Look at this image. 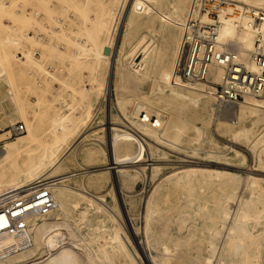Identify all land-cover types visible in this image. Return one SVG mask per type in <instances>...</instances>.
Here are the masks:
<instances>
[{"label":"rangeland","instance_id":"rangeland-1","mask_svg":"<svg viewBox=\"0 0 264 264\" xmlns=\"http://www.w3.org/2000/svg\"><path fill=\"white\" fill-rule=\"evenodd\" d=\"M18 1L0 0V58L3 56V49L9 53L8 66L5 62L0 61V139L6 137L7 134L3 133L10 124L15 122H22L25 125V132L17 137L4 140L3 144L26 134L27 129L24 118L32 119L34 114L38 119V134L48 138L49 126L54 120L52 115L55 116V112L61 111L58 96L54 92L53 86L57 91H69L64 93L66 99V103H64L67 106L62 105V111L68 113L70 108H74L77 114H81L86 109L85 119L80 127L83 131H93L79 144V151H73L74 159L68 161L65 165L63 175L68 176V179L64 183L71 187L81 188L84 178L91 179L98 176V174H93L84 177L87 172L109 165L110 147L107 144V132H110V129H108L110 126L107 122H110L109 118H112L121 127L123 126L122 128L126 131L143 138L145 150L140 145L138 148V152L143 156V161L139 162L138 166H124L128 169L129 174L136 175L135 178L130 177L123 181L122 172L111 168L104 173L101 185L90 187V191L100 194L106 200L108 206L116 213V223L128 237L129 246L132 250L138 249L141 256V253H144L142 245L147 244V239L160 243L159 248L153 246L150 249L156 255L163 252L166 246L174 249L175 245L181 241L185 243V246L181 249V254L185 256L187 264L193 263V261L192 263L189 262L190 260L188 261L187 256L196 259L198 261L196 264H199V261L202 263L203 260L206 262V257L210 258L211 256L209 245L212 238L211 232L216 223L212 204L215 197L221 194V186L226 178L225 175L222 177L217 176V173H233L240 175L241 178L246 175L258 178L261 190L258 195L254 194L252 197L257 199V207L261 208L264 206V164L257 166L252 149L245 144L243 139H231L225 126L218 124L221 108L220 103L214 98L209 99L206 109L202 111L201 102L204 99L199 98L198 100L196 97L188 98L185 96L174 97L172 89L160 82L157 78V71L151 66L147 68L146 75L137 82H133L128 79L123 80L120 75V67L118 68L116 65V58L119 56L122 59V64L125 65V70H129V67L133 66L132 63H135L136 68L142 69L143 64H141L140 57H138L139 48L142 50L145 47L143 43L138 44L142 38L148 40L147 42L150 45L148 51L157 52L162 63L166 62L172 48H176L173 41V35L176 32L174 29L176 16L181 10L184 23L188 16L190 4L194 0H118L116 3L118 10L123 1L128 4V7L126 5L127 9L132 3H135L134 10H131L130 17H132V21L126 26V12L123 13L125 17L123 16L122 22L116 29L117 33H115L113 62L109 64L107 71L103 72L102 67L101 76L97 79L94 70L97 57L92 55L91 49L98 45L100 41L102 42L103 51L109 50V46L107 45L106 33H100L97 22L94 21L92 25L88 26L94 19L91 9L94 8L96 3L92 4L91 0H88V2L79 0L82 6H73V3L77 0H46L50 3L43 0V4L39 7L36 22L35 20L31 21L30 24L28 22L31 29L27 31L29 36H33L34 32L37 33V43L40 42V44H32L30 48L34 50L38 61L42 65L33 69L31 73L25 74L23 83L18 80L15 72L16 64L14 65V59H12L14 49L12 45L3 41L4 37L13 35L17 25L24 24L23 20L18 18L16 12L19 9V7H15ZM30 1L24 0L28 11ZM225 1L231 4L227 5L226 8H231L235 4L237 6L256 7L264 11V7L251 5L242 0ZM42 5L43 9H41ZM68 15H72V19H68ZM66 16L67 18H65ZM18 22L22 23L18 24ZM113 25V23L109 25L110 29L113 28ZM256 25H259V23ZM39 28H41L40 31ZM73 29L81 31L80 33H74L71 32ZM124 31L127 32V35L123 41ZM80 42H85L90 50L84 54L85 56H81L80 59L73 62L71 58L76 55V45ZM21 54L17 51V55L22 58ZM70 56L71 58H69ZM55 79L65 82V85ZM211 80V77H209L207 81H198L195 84L213 87L210 88V94L213 95L212 90H214L216 84L210 83ZM91 87L98 94L97 108L94 111L89 108V105L88 108H85L86 103L82 98V93H89ZM103 89L108 91L106 92ZM252 100H264V93L254 96L253 99L240 102L247 104ZM120 101H122V104H120ZM23 102L32 106L33 115L29 114L23 118L21 117L23 115L19 116L15 104H24ZM137 103H141L144 107L159 112L163 116L166 127H168V133L164 136L165 140H169V136L178 128L181 129L180 137L174 143H170L165 140L158 141L141 134L132 122V111ZM218 113L220 114L218 115ZM51 117L53 120H51ZM237 125L238 123H234L231 126L235 128ZM91 138H94V140H91ZM81 146L94 147L95 152L85 157L80 154V150L83 148ZM234 150H236V153H234ZM261 154L264 158V150L261 151ZM152 162L158 168L154 174L151 173L150 169ZM186 166H194L203 171H195L189 173L186 177H172L162 181L166 175ZM140 167H143V173L138 174L135 172L138 169L135 168ZM114 176L115 179L119 177L121 189L116 184ZM58 177L54 176L46 179L55 182ZM242 182L237 191L239 198L248 195L249 192V183ZM158 184L161 188L152 195L153 198L150 204L154 217L149 220L150 230L147 237L144 232L146 229L145 200L154 192L155 186ZM67 214L66 224L79 218V213L74 208H69ZM101 215L103 214L101 213ZM89 217H92L91 214ZM97 220L93 218L92 223L97 224ZM80 228L78 235L85 232V226ZM69 229L73 230L74 227L70 224ZM261 230L262 225H255L253 228L254 235L259 237ZM103 234L96 237V240L93 241L94 246H100L106 242ZM31 243L32 241L29 242L28 246H31ZM16 252V249L8 251V253L6 251L3 255L0 254V259ZM83 252L87 254L91 253V250L87 245H84ZM103 261L106 264H134L127 262L126 259L118 255L110 259H103ZM168 261L169 264H176V257L170 256ZM140 262L141 264H152L145 256ZM212 262L213 264H221L218 258H213V261H209L208 264H212ZM259 264H264V249H261Z\"/></svg>","mask_w":264,"mask_h":264},{"label":"bare ground","instance_id":"bare-ground-1","mask_svg":"<svg viewBox=\"0 0 264 264\" xmlns=\"http://www.w3.org/2000/svg\"><path fill=\"white\" fill-rule=\"evenodd\" d=\"M42 1L43 0H31L29 3L30 9L28 11L24 0H19L15 4V7H19L16 12L18 13V18L23 20L24 24L17 25L13 35L6 36L3 39V41L12 45L14 49L12 59H14V65L16 64L15 72L21 83L24 82L25 74L31 73L33 69L42 65L41 62L38 61L34 50L30 48L32 44L38 42L37 33L34 32L33 36H29L27 33V31L31 29V25H29L30 22H33V20L36 22V19L38 18L39 7L43 4ZM86 1L88 2V0H85V2ZM91 1L93 2L92 4H96L94 5V8L92 7L91 9L93 12L92 17L94 19L88 26L92 25L94 21L95 23L97 22V28H99L100 33H106V39L108 41L107 45L109 46V50H104V52L103 47H101L102 42L100 41L98 45L91 49L92 55L97 57L94 64V70L96 72L95 77L97 79L101 76L102 67L104 72L109 64H112L114 59V39L115 33H117L116 29L122 22L124 16L123 13L125 12L126 26L131 23V10H134L135 3H132L127 9L128 4L125 3L126 1H123L118 10L116 4L118 0ZM242 1L251 5L264 7V0ZM44 2L50 3L46 0ZM192 3H195V0ZM79 5L82 6L81 1L79 0L73 3V6ZM237 8L241 10L240 16L233 15L232 8L230 7L222 9V12L219 15L220 24L218 31V46L224 47L228 50L238 51L240 61L250 71H256L257 68L253 61L252 49L255 47V42L258 37L264 41V24H250L248 15L244 14L248 11L246 9L248 7L237 6ZM41 9H43V5ZM190 10L191 8L188 10V15L191 12ZM192 10L194 14L197 13L196 7ZM48 12L49 11L46 13ZM71 16L72 15H70L68 19H72ZM65 18H67V16ZM25 22H27V24H25ZM19 23L22 22H18V24ZM112 23L114 25L113 28L111 27L110 29L109 25ZM182 27L183 19L180 10V13L176 16L174 21V29L176 32H174L173 41L176 48H172L166 62L162 63L157 52L153 53L152 50L148 51L150 48V45L147 42L148 40L142 38L138 43H143V45H145L142 50L141 48L138 50V57H140L141 64H143L142 69L136 68L135 63H132L133 66L129 65L130 69L125 70V65L122 64V59H120L119 56L116 58V65L118 68L120 67L121 78L133 82H137L141 77L146 75L147 68L151 66L157 71V78L160 82L172 89L174 97L185 96L188 98L196 97L198 100L199 98L204 99L201 102V110L203 109L202 111H204L209 99L214 98V95L210 94L213 87L211 88V86L195 84L196 82H183L175 74L177 53L181 43L180 38ZM40 29L41 28H39V31ZM80 31L81 30L73 29L71 32L80 33ZM126 35L127 32L124 31L123 41L126 39ZM70 44L72 43L70 42ZM76 50V55L72 58L71 56L69 57L73 62L80 59L81 56H85L84 54H86L90 48H88L85 42H80L76 45ZM2 51H4V53L0 58V61L7 64L9 53L6 52L5 49ZM17 51L22 53V58L19 57L20 55H17ZM10 69L12 70V68ZM222 74V67L216 65L212 66L210 72L212 82L210 83H220ZM58 81L62 83V85H65V82ZM92 88L93 87H91L89 93H82V98L86 103L85 108H88L89 105V108L94 111L97 108L96 100L98 99V94L93 91ZM53 89H55L54 92L57 93L61 111H54L56 114L55 116L52 115L54 120L51 117V120L53 121L49 126L50 130L48 132V138L42 137L38 134V119L31 111L32 106L24 102V104H15V109L19 113V116L23 115L21 116L22 118L27 117L29 114L33 116L32 119L24 118L27 129L26 134L16 140L5 142L0 150V200L9 193L17 194L20 192H28L37 187L46 186L49 188L53 196L54 208L48 214H40L37 211L31 212L25 218L27 225L26 228L15 235L8 234L6 231H0V254L3 255L6 251L8 253V251L15 249L17 251L6 258H1L0 264H106L103 259H110L117 255L122 256L127 262L134 264H141L140 260L142 261L143 256L147 257L152 264H169L168 260L170 256L176 257V264H187L185 256L181 254V249L185 246V243L181 241L175 245L174 249H170L169 246H166L163 252L157 255L153 254L150 250L153 246L154 248L160 247V243L155 242L154 240L150 241L147 239L148 242L146 245L142 243L144 245H142L144 249V253H141L142 256L139 254L138 249L132 250L128 244V237L122 232L123 230H121L116 223V213L108 206L106 200H104L100 194L92 192V190L90 191V187L101 185V180L105 175L104 173L111 168L118 169L117 171L122 172L121 176L123 181L130 177L132 179L136 177V175L129 174L128 169L124 166L134 167L139 162L143 161V156L138 152L139 145L145 150L143 138L140 136L126 131L122 128L123 126L121 127L112 118H109L110 122H107L110 126V128L108 127L110 132H107V144L110 147L109 165L87 172L84 177L93 174H98V176H94L91 179L84 178L81 188L71 187L64 183V181L68 179V176L63 175L65 165L68 161L74 159V156L72 155L73 151H79V144L82 143L87 136L91 135L90 133L93 130L83 131L80 127L85 119L86 109L81 114H77L74 111L75 109L70 107L68 113L62 111V105L67 106L65 104L66 99L64 93H68L69 91H57L54 86ZM253 98L254 96H245L243 100L237 102H221V109L219 108L221 115L218 124L225 126L231 139H243L245 144L252 149L255 155L256 165L260 166L264 164V158L261 156V151L264 150V100H252L247 104L240 102ZM120 104H122V101H120ZM219 114L220 113H218V115ZM132 115V122L141 134L158 141L165 140L164 136L168 133V127H166V122L159 112H154L148 107H144L141 103H137L133 108ZM234 123H238V125L235 128H232L231 125ZM180 131L181 129L178 128L169 136L170 139L165 141L174 143L180 137ZM91 140H94V138H91ZM132 146L134 147L131 148ZM80 151L81 155L88 157L95 152V148L84 146ZM234 153H236V150H234ZM150 165H152L150 167L151 173L154 174L158 168L154 165V162ZM135 169H138L135 170L138 174H140V172L143 173V167ZM195 171L203 170L194 166H186L181 170L166 175L163 177L162 181H166L172 177H186L189 173H194ZM223 175H225L226 178L221 186L222 192L215 197L212 204L216 223L211 232L212 238L209 245L211 256L210 258L208 256L206 257V262L205 260H203L202 263L199 261V264H208L209 261H213V258H218L221 264H259L261 249H264V206L258 208V201L252 196H254V194H259V191L261 190L259 184L260 180L254 176L248 175L241 178L240 175L233 173H217V176L219 177H222ZM54 176H59L55 179V182L46 179ZM114 180L116 181V184H118L119 189H121L119 177H116L115 179L114 176ZM242 181L249 183V192L248 195L244 197L240 196L239 198L237 191ZM160 188V184L155 186L154 192L145 200L146 229L144 232L147 234V237L150 230L149 220L154 217V212L150 207L153 198L152 195ZM69 208L76 209L79 213V218L66 224L65 219H67V211ZM101 213L103 215H101ZM90 214L92 217H89ZM93 218L98 219L97 224L92 223ZM2 223H4V220L0 218V224ZM70 224L74 227L73 230L69 229ZM259 224L262 225V230L260 236L256 237L253 228L255 225ZM82 226H85V232L78 235V232L81 229L80 227ZM102 233H104L103 237L106 239V242L100 246H94L93 241H95L96 237H99ZM30 241H32L31 246H28ZM84 245L88 246L91 253L86 254L83 252ZM209 246L207 247L209 248ZM187 257L188 261L190 260V263L193 261L192 264L198 262L190 256Z\"/></svg>","mask_w":264,"mask_h":264},{"label":"built area","instance_id":"built-area-1","mask_svg":"<svg viewBox=\"0 0 264 264\" xmlns=\"http://www.w3.org/2000/svg\"><path fill=\"white\" fill-rule=\"evenodd\" d=\"M229 3L225 0H195L190 4L191 12L182 27V38L177 54L175 74L187 83L207 81L212 66L223 69L221 82L214 87L213 95L217 102H237L245 96H258L264 93V41L259 37L252 49L256 71H250L239 59L238 51L219 47V15ZM231 5V4H229ZM194 7L197 13L194 14ZM242 7V6H240ZM233 15L241 14L237 5L231 7ZM244 14L250 24H264V11L254 7L246 8ZM25 132L22 122L10 124L0 139L3 141ZM54 208L53 196L46 186L28 192L9 193L0 200V231L15 235L26 228L25 218L33 211L48 214Z\"/></svg>","mask_w":264,"mask_h":264}]
</instances>
